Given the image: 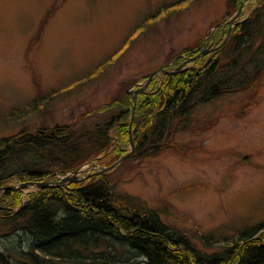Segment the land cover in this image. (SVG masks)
Here are the masks:
<instances>
[{"label":"rangeland","instance_id":"rangeland-1","mask_svg":"<svg viewBox=\"0 0 264 264\" xmlns=\"http://www.w3.org/2000/svg\"><path fill=\"white\" fill-rule=\"evenodd\" d=\"M257 1L232 9L226 0H0V135L72 122L123 83L133 94L145 75L189 56L186 47L217 45ZM200 114L212 123L178 132L184 151L170 146L116 169L106 163L111 152H91L94 158L52 180L108 166L118 190L191 230L262 218L264 75L255 88L224 94Z\"/></svg>","mask_w":264,"mask_h":264},{"label":"trees","instance_id":"trees-1","mask_svg":"<svg viewBox=\"0 0 264 264\" xmlns=\"http://www.w3.org/2000/svg\"><path fill=\"white\" fill-rule=\"evenodd\" d=\"M226 2L238 9L240 0ZM231 23L214 48L186 47L189 63L155 73L135 100L123 83L72 122L0 135V264H264V213L191 230L164 220L161 210L118 190L111 178L125 160L170 146L184 151L176 134L212 123L202 106L255 88L264 75V0ZM126 145L130 152L115 169L27 191L9 187L57 181V174L94 158L91 152H111L106 163L112 164L129 151Z\"/></svg>","mask_w":264,"mask_h":264},{"label":"water","instance_id":"water-1","mask_svg":"<svg viewBox=\"0 0 264 264\" xmlns=\"http://www.w3.org/2000/svg\"><path fill=\"white\" fill-rule=\"evenodd\" d=\"M239 11V10H238ZM235 16V15H234ZM233 17H231L230 21L233 20ZM221 22V21H220ZM220 22H218L217 24H219ZM225 40V39H224ZM223 40V42H224ZM211 48H214V47H206V48H203L199 53H203ZM191 57H188L186 59H184L183 61H181L177 67H181L186 61H188V59H190ZM171 71V70H167L165 67L163 66H160L159 68L157 69H154L153 71H151L148 75V77L146 78V80L144 81V83L137 89L134 90V93H133V99L135 100L136 98V94L139 90H142L147 84L148 82L151 80V78L154 76V74L158 71ZM133 141L131 142V146L133 147ZM130 151H128L127 153L123 154L121 157H119L114 163H112L111 165H109V167H113L116 163L120 162ZM108 168V167H106ZM78 179V177H75V176H71V175H65L63 177H61L59 180H57L56 182L54 183H51V182H48V181H23V182H19L17 185H9V187L11 188H18V187H24V186H30V185H36V186H45V185H50V184H60V183H64L65 181H69V180H76Z\"/></svg>","mask_w":264,"mask_h":264}]
</instances>
